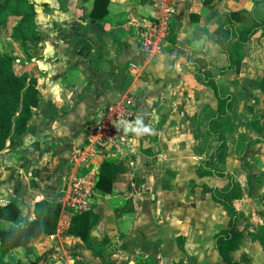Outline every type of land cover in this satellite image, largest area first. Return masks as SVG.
<instances>
[{"label":"rangeland","instance_id":"374dc122","mask_svg":"<svg viewBox=\"0 0 264 264\" xmlns=\"http://www.w3.org/2000/svg\"><path fill=\"white\" fill-rule=\"evenodd\" d=\"M129 1L131 16L121 19L126 24L132 16L136 19L137 26H132L135 38L132 49L140 56L139 65L146 63L139 78L149 82V87L105 108L88 127L90 135L84 144L85 147L89 143H104L107 152L100 154L105 158L117 157L124 163V169L115 176V190L108 194L95 188L90 178L87 182L91 184L84 189L76 176L85 177L87 169L81 167L78 175H72L70 171L76 161L71 159L60 195L63 209L58 228L63 229L70 212H81L90 206L97 208L99 218L104 216L117 226L122 216L120 209L124 213L128 206L134 207L135 221L143 204L149 203L151 209L160 213L159 226H166L163 229L170 234L168 244L173 243L176 249L178 237L185 235L193 261L213 263L209 240L226 214L210 202V178L199 179L195 168L214 154L221 139L208 131L216 99L195 72L194 64L209 68L208 60L219 56L221 51L224 26L232 8L248 6L254 0H244L240 5L237 3L240 0H217L210 6L205 0H150L147 4ZM259 3L264 9V0ZM192 13L195 14L191 16ZM145 23L149 24L143 26ZM250 23L248 17L247 22L238 25L247 27ZM168 40H176V45L166 52ZM160 64L164 66L154 77L150 68L157 71ZM214 73L223 87L234 94L231 118L223 130L225 149L219 151L216 165L241 178L244 175L248 197L255 198L257 203L248 198L247 211L251 217L254 212L264 210V35L252 40L229 75ZM152 74L153 79L149 78ZM255 224V220L248 222L244 218L238 229H250ZM36 238L31 240L29 251H16L23 249L17 248L7 252L6 262L53 264L56 261L50 253L53 248L38 244L40 240ZM119 240L114 241V247L122 244ZM114 247L107 248V252ZM255 250L250 254L252 258L254 254L258 256ZM109 254L105 257L107 264H118ZM64 255L68 258L67 252ZM70 255L72 264H84L75 252ZM149 258L154 261L152 256Z\"/></svg>","mask_w":264,"mask_h":264},{"label":"crops","instance_id":"0c3cea01","mask_svg":"<svg viewBox=\"0 0 264 264\" xmlns=\"http://www.w3.org/2000/svg\"><path fill=\"white\" fill-rule=\"evenodd\" d=\"M32 1L35 2L34 27L22 25L20 18L15 16H8L6 22L0 24V52L12 47L16 58L13 64L14 71L20 76L36 78L41 92V103L33 110L34 116L28 131L14 135L8 142L7 148L0 152V206L9 203L17 204L22 211L20 224L36 218L34 210L38 201L48 199L61 202L62 186L66 182V175L69 174L71 159H75L79 169L76 168L75 162L70 171L72 175H78L81 167L87 169L85 177L76 176L84 189L91 184L87 182L89 178L96 188L101 165L106 160L111 161L114 167L113 190H115V176L123 171L124 163L111 155H107V158L102 156L101 152H107L104 143H99V145L89 143L84 147L90 135L88 127L93 119L102 112L104 113V109L110 104L118 103L128 94H139L149 87V82H144L139 78V72L143 71L146 63L139 65L138 57L140 56L137 50L132 49L135 43L132 26H137L136 19L132 16L127 24L121 19L123 16H128V18L131 16L129 12L132 9L129 0H110L109 14L103 20H95L91 17L95 0ZM141 1L142 4H147L150 0ZM216 1L210 5L215 4ZM259 1L261 0L250 1L246 6L240 5L244 4V0H240L237 2L240 6L232 8L230 14L234 11L243 13L246 11L247 17L242 23L247 22L248 17L252 22L250 13L257 3L256 15L264 20V9ZM142 8L145 7L142 6ZM194 14L192 13L191 16ZM147 24L149 23L143 26ZM238 24L240 23H236L240 27ZM20 26L24 28L26 35L24 40L12 37L13 32ZM142 29H139L140 32ZM35 35L40 38L38 41L34 38ZM258 35H264V33L260 32L256 36ZM252 40L241 49V57ZM168 41L166 52L173 50L176 45V40ZM222 47L219 56L208 60V69L194 64L195 72L196 66H199L210 70L217 80L218 77L214 71H217L220 76L229 75L241 61V57L226 74H222L219 69L228 65V57L222 51ZM163 66L164 64H160L157 71L150 68L154 77ZM137 71L138 73H135ZM149 78L153 79V74L149 75ZM218 82L221 84L219 80ZM221 87L224 92L233 94L227 91L222 84ZM215 99L216 111L208 120L209 132V121L217 112L216 96ZM141 108L140 110L144 111L143 107ZM231 108L229 117L223 120V127L220 129L223 134L226 121L231 118ZM99 158L102 161H99ZM227 171L234 175L237 185L233 200L240 211V219L236 231H242L244 235L238 239L236 251L227 252L226 256L230 259H239L244 264H264V240H257L249 234V232H257L264 224V210L260 209L250 217L247 211L248 198L257 204L256 199L248 197L244 175H241L242 179L230 170ZM195 173L199 179L210 178L208 182L210 202L226 214V219L221 222L220 228L209 240L213 263L211 261L208 263L225 264L216 250L215 235L229 227L230 216L224 206L213 200L212 188L225 186L228 178L217 176L204 163L196 166ZM251 196L256 197L257 195ZM262 196L263 199L264 193ZM149 206V203L143 204L142 211L135 221L132 219L134 218V207L128 206L124 209V213L118 208L122 216L117 226L104 216L99 218L96 208V222L103 233L100 237H92L88 243L67 233L74 212H70L62 230L59 227L56 234H43L36 240H40L38 244L43 243L48 249L53 248L50 252L56 259L53 264H72L71 252H75L76 258L82 260L84 264H107L105 257L108 253H111L109 256L116 258L115 261L118 264H162L161 261L164 264H198L199 261L196 263L191 257L185 235L178 237L176 249L173 243L168 244L170 234L163 229L166 226H159L160 213ZM149 211L153 214L149 215ZM244 218H247L248 222L255 220L257 226L255 224L250 229L247 227L244 230L238 229ZM17 225L18 223L0 220V228ZM110 230L114 231L113 238L103 239L106 232ZM127 238L129 243H127ZM116 239L122 242L118 247L113 245ZM111 246L114 247L113 251L107 252V248ZM253 248H256L254 252H257L258 256L254 254L252 258L250 254H253ZM23 250L27 249L16 251L23 252ZM65 252L68 258L65 257ZM136 256H138L137 259H135ZM150 256L154 258V261H149Z\"/></svg>","mask_w":264,"mask_h":264},{"label":"trees","instance_id":"16d2710c","mask_svg":"<svg viewBox=\"0 0 264 264\" xmlns=\"http://www.w3.org/2000/svg\"><path fill=\"white\" fill-rule=\"evenodd\" d=\"M146 1V0H143ZM215 0H205L210 5ZM110 0H95L91 17L95 20H103L109 14ZM257 3L250 13L252 22L248 27H238L236 23H242L247 17V12L234 11L230 14L229 22L225 25V42L222 51L228 57V65L219 69L226 74L241 57L243 49L254 36L264 33V20L256 15ZM8 16L20 18L22 25L34 27L35 2L32 0H0V24L6 22ZM17 39H26L23 27H18L12 34ZM38 41L40 38L35 35ZM16 58L12 49L0 52V152L7 148L8 142L16 134L28 131L32 122L34 112L41 103V92L38 88V80L27 76L18 75L13 68ZM196 73L214 92L217 101V112L209 121L210 132L220 136V144L214 154L205 160L207 168L213 170L217 176L228 178V183L223 186L212 188L213 200L224 206L230 216L229 227L219 231L215 235L216 250L225 264H244L239 259H230L227 252H234L237 249V242L244 232L236 231L240 219V211L234 204L236 191V179L234 175L217 162L220 160L219 151L225 149L226 137L220 131L223 127V120L229 117V111L234 99L233 94L226 93L221 84L214 77L210 70L196 66ZM114 186V167L109 160L101 165L100 176L96 188L105 193L111 194ZM62 204L58 200L43 199L35 204L34 220H27L20 224L22 211L15 203L0 206V220L10 223H18L17 226L0 228V264L5 262V254L17 248L31 249L30 243L33 238L41 235H54L57 233L58 224L62 213ZM99 225L96 222V207L92 206L85 211L73 213L67 233L80 238L88 243L92 237H100ZM113 232H106L103 239L113 238ZM255 239L264 240V224L257 232H249ZM22 264V263H20ZM38 264V263H31Z\"/></svg>","mask_w":264,"mask_h":264},{"label":"built area","instance_id":"2783aa9c","mask_svg":"<svg viewBox=\"0 0 264 264\" xmlns=\"http://www.w3.org/2000/svg\"><path fill=\"white\" fill-rule=\"evenodd\" d=\"M88 208H89V207H87V208L83 209V211L87 210Z\"/></svg>","mask_w":264,"mask_h":264}]
</instances>
